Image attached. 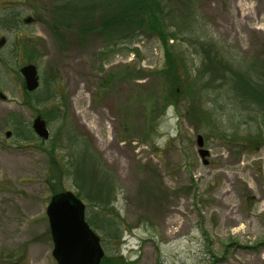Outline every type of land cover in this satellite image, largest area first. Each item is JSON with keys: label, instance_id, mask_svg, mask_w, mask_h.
Returning <instances> with one entry per match:
<instances>
[{"label": "rangeland", "instance_id": "374dc122", "mask_svg": "<svg viewBox=\"0 0 264 264\" xmlns=\"http://www.w3.org/2000/svg\"><path fill=\"white\" fill-rule=\"evenodd\" d=\"M159 3L189 73L171 104L163 42L94 29L110 0H0V264H57L46 208L65 190L122 264H264V0Z\"/></svg>", "mask_w": 264, "mask_h": 264}, {"label": "water", "instance_id": "95a60500", "mask_svg": "<svg viewBox=\"0 0 264 264\" xmlns=\"http://www.w3.org/2000/svg\"><path fill=\"white\" fill-rule=\"evenodd\" d=\"M20 73L29 92L39 88L40 79L35 64L22 66ZM32 127L41 139L50 137L47 122L40 115L36 116ZM197 143L199 154L207 164L210 152L204 148L201 135L197 137ZM46 214L53 241L52 255L57 264H101L105 256L101 238L87 221L86 204L73 191L65 190L52 195Z\"/></svg>", "mask_w": 264, "mask_h": 264}, {"label": "trees", "instance_id": "16d2710c", "mask_svg": "<svg viewBox=\"0 0 264 264\" xmlns=\"http://www.w3.org/2000/svg\"><path fill=\"white\" fill-rule=\"evenodd\" d=\"M159 2L161 0H110V15L98 27H94V29L101 33L111 35V37L114 34L119 35L118 37L121 39L133 38L141 33H145L163 42L167 55V62L163 67L166 91L168 92L166 100L171 104L183 92L181 84L188 77L189 73L184 66L182 58L177 57L172 49L167 47L174 34L166 30L163 25L162 9H160ZM236 75H238V72ZM237 78L245 86H250L249 78L246 79L244 76H237ZM25 92L29 96L30 92L28 90ZM250 94L254 97L263 98L258 88L251 89ZM30 96L32 97V95ZM122 263L123 260L120 255H116V257L105 256L101 262V264Z\"/></svg>", "mask_w": 264, "mask_h": 264}, {"label": "bare ground", "instance_id": "6f19581e", "mask_svg": "<svg viewBox=\"0 0 264 264\" xmlns=\"http://www.w3.org/2000/svg\"><path fill=\"white\" fill-rule=\"evenodd\" d=\"M106 117H107V116H106V114L104 113L103 108L100 107V108H99V111H98L97 114L94 116V122H95L96 124H98V123L102 122L103 120H105ZM114 143H115V140L112 139V140L110 141V144L112 145V144H114ZM168 223H169L170 225L173 224V223H178V221H177V219H176V217H175V213L172 212V211H171V213H169ZM177 231H178L177 229H174V230L171 229V230H170L171 233H176Z\"/></svg>", "mask_w": 264, "mask_h": 264}]
</instances>
